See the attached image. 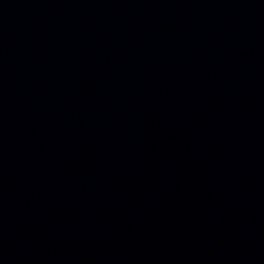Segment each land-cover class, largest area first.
<instances>
[{
    "label": "water",
    "instance_id": "water-1",
    "mask_svg": "<svg viewBox=\"0 0 264 264\" xmlns=\"http://www.w3.org/2000/svg\"><path fill=\"white\" fill-rule=\"evenodd\" d=\"M0 264H264V0H0Z\"/></svg>",
    "mask_w": 264,
    "mask_h": 264
}]
</instances>
